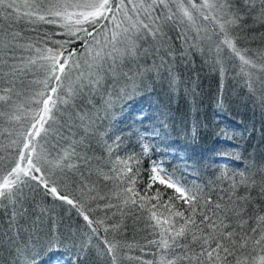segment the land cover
I'll return each mask as SVG.
<instances>
[{
    "label": "snow or ice",
    "instance_id": "1",
    "mask_svg": "<svg viewBox=\"0 0 264 264\" xmlns=\"http://www.w3.org/2000/svg\"><path fill=\"white\" fill-rule=\"evenodd\" d=\"M197 59L221 77L233 73L264 113V0H0V210H8V238L15 243L25 205L41 189L76 210L109 264H264V161L250 156L244 171L225 163L206 183H189L195 163L170 171L151 159L167 150L152 143L162 139L157 128L135 130V151L114 123L116 104L152 83L179 91L180 68ZM232 131L219 135L231 140ZM96 210L103 218L90 217ZM127 218L133 228L143 222V245L116 238ZM133 248L141 254L128 255Z\"/></svg>",
    "mask_w": 264,
    "mask_h": 264
},
{
    "label": "trees",
    "instance_id": "2",
    "mask_svg": "<svg viewBox=\"0 0 264 264\" xmlns=\"http://www.w3.org/2000/svg\"><path fill=\"white\" fill-rule=\"evenodd\" d=\"M44 27L53 30L51 26H41ZM179 74L180 90L175 93L166 83L155 82L149 89L139 91L132 100L116 104L112 110L114 123L122 130L121 134L129 138V145L139 151L135 130L157 128L162 139L154 138L152 143L167 150L153 153L151 159L163 160L170 171H183L186 165L195 163L198 172L184 177L189 183H206L225 163L229 170L244 171L250 156L257 162L264 161V113L253 107L243 82L234 79L231 72L221 77L207 65L201 66L199 59L190 68L181 67ZM219 99L223 100V109L218 107ZM141 115L148 119L141 122ZM194 123L198 125L195 138ZM222 128L234 130L230 133L231 140L219 135ZM10 151L14 153L15 149ZM222 151L238 154L240 159L216 155ZM143 164L145 169L149 167L148 157L144 158ZM188 171H192L191 167ZM144 179L147 180L146 174ZM252 196L257 197L255 190ZM257 202H260L258 197ZM25 207L27 213L19 221L22 230L15 237V243L8 238L12 236L7 224L8 210H0V264H25V258L31 264H109L108 258L100 254L103 244L71 206L53 200L37 189ZM89 215L94 219L103 218L104 212L96 210ZM125 223L129 227L116 238L124 243L143 245L147 235L143 222H138L135 228L131 226V218ZM107 238L111 240L113 233L109 232ZM17 247L24 249V255L19 258L15 252ZM140 254L136 248L128 252L132 256ZM143 258L151 259L146 253ZM124 264L129 262L124 261Z\"/></svg>",
    "mask_w": 264,
    "mask_h": 264
}]
</instances>
